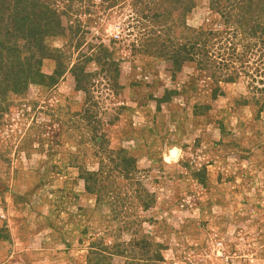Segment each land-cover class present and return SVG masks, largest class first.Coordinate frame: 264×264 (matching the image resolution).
Listing matches in <instances>:
<instances>
[{
	"label": "rangeland",
	"instance_id": "obj_1",
	"mask_svg": "<svg viewBox=\"0 0 264 264\" xmlns=\"http://www.w3.org/2000/svg\"><path fill=\"white\" fill-rule=\"evenodd\" d=\"M241 2L0 0V264H264V2Z\"/></svg>",
	"mask_w": 264,
	"mask_h": 264
},
{
	"label": "trees",
	"instance_id": "obj_2",
	"mask_svg": "<svg viewBox=\"0 0 264 264\" xmlns=\"http://www.w3.org/2000/svg\"><path fill=\"white\" fill-rule=\"evenodd\" d=\"M256 1H258V0H242V2L239 4V7L241 8V9H245V14H250V13H252V12H250V11H252L253 10V8H254V6L252 5L254 2H256ZM261 2H264V0H260ZM253 6V7H252ZM263 6H264V3H263ZM189 9V7H184V10H188ZM41 11V10H40ZM40 13V12H39ZM44 13H42V15H43ZM44 16V15H43ZM38 17V16H37ZM260 21V20H259ZM260 23L261 24H257L256 26H253V27H251V28H247L245 31H248V34H251L252 36H254V37H256V36H259V37H262L263 36V38H264V16L262 17V19H261V21H260ZM51 23H49V24H47L46 23V25H48V27H49V29H51V27L49 26ZM239 29H238V31H237V33H236V30L234 31V32H232L233 34H234V37H237V36H240L241 34H242V32H243V29H241L240 27H238ZM210 33L208 34V35H210V34H212V32L211 31H209ZM239 32H240V35H239ZM41 33L43 34V31H41ZM45 33H48V34H50L51 33V31L50 32H45ZM207 33V32H206ZM244 33V32H243ZM255 33V34H254ZM41 37H43V36H41ZM245 48H249L250 47V43H247L245 46H244ZM229 50H231L232 51V53L234 52V49L233 48H226V51H229ZM226 53V52H225ZM227 54V53H226ZM177 56H178V58L177 59H175L176 61L174 62V64H176V65H178L179 64V62H180V59H181V61H182V59L183 58H185V57H181L178 53H177ZM203 57H206L204 60H206V63H208V65L210 64V65H213V64H215L216 66H217V69L219 70V72L220 71H227L228 72V70H230V69H233L232 71V73L235 75V78L237 77V75L238 74H240V70H238V69H240L241 67H244V64H243V62L242 63H240V67L238 68V69H234V68H232L231 66L233 65V62H232V59H231V61L230 62H228V60L227 59H225L224 60V62H221L222 64H219V62H216V60H214L215 59V56H214V54H211L206 48H205V53H203ZM230 57H233V56H230ZM40 65V62H37V64H36V67H34V66H32L31 68H30V66H29V68H27V69H24L23 71H22V78L23 79H30V77H32L31 78V82H35V80L36 79H43L44 80V78H46V76L44 75V74H42V73H40V70H39V68H38V66ZM50 79H52V78H49V80ZM233 79H234V77H232V76H228L227 78H226V80H227V82H234L233 81ZM85 173V172H84ZM87 174H85L86 176H83L82 178L84 179V181H85V186H86V189H87V191L88 192H91V190H90V188H89V178H91L92 177V175L90 176L89 174L90 173H88V172H86Z\"/></svg>",
	"mask_w": 264,
	"mask_h": 264
},
{
	"label": "water",
	"instance_id": "obj_3",
	"mask_svg": "<svg viewBox=\"0 0 264 264\" xmlns=\"http://www.w3.org/2000/svg\"><path fill=\"white\" fill-rule=\"evenodd\" d=\"M176 156V151L175 150H171L170 151V157H175Z\"/></svg>",
	"mask_w": 264,
	"mask_h": 264
}]
</instances>
